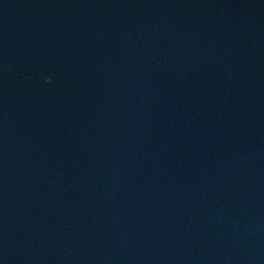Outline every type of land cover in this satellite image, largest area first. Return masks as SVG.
<instances>
[{
  "label": "water",
  "instance_id": "95a60500",
  "mask_svg": "<svg viewBox=\"0 0 264 264\" xmlns=\"http://www.w3.org/2000/svg\"><path fill=\"white\" fill-rule=\"evenodd\" d=\"M0 264H264V0H0Z\"/></svg>",
  "mask_w": 264,
  "mask_h": 264
}]
</instances>
